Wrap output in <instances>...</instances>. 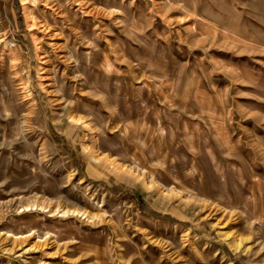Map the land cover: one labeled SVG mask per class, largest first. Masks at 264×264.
<instances>
[{
	"label": "rangeland",
	"instance_id": "obj_1",
	"mask_svg": "<svg viewBox=\"0 0 264 264\" xmlns=\"http://www.w3.org/2000/svg\"><path fill=\"white\" fill-rule=\"evenodd\" d=\"M0 264H264V0H0Z\"/></svg>",
	"mask_w": 264,
	"mask_h": 264
},
{
	"label": "bare ground",
	"instance_id": "obj_2",
	"mask_svg": "<svg viewBox=\"0 0 264 264\" xmlns=\"http://www.w3.org/2000/svg\"><path fill=\"white\" fill-rule=\"evenodd\" d=\"M81 2V1H80ZM39 24V23H38ZM43 24V23H42ZM43 29V28H42ZM56 91V90H55ZM58 96V95H57ZM124 169H125V167H124ZM132 169V168H131Z\"/></svg>",
	"mask_w": 264,
	"mask_h": 264
}]
</instances>
